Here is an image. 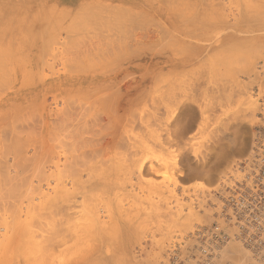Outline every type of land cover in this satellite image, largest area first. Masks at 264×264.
Segmentation results:
<instances>
[{
	"label": "rangeland",
	"instance_id": "rangeland-1",
	"mask_svg": "<svg viewBox=\"0 0 264 264\" xmlns=\"http://www.w3.org/2000/svg\"><path fill=\"white\" fill-rule=\"evenodd\" d=\"M257 90L264 0H0V264H170L216 220Z\"/></svg>",
	"mask_w": 264,
	"mask_h": 264
},
{
	"label": "built area",
	"instance_id": "built-area-1",
	"mask_svg": "<svg viewBox=\"0 0 264 264\" xmlns=\"http://www.w3.org/2000/svg\"><path fill=\"white\" fill-rule=\"evenodd\" d=\"M254 95L259 104V125L248 155L237 159L213 192L220 212L209 227L198 228L182 245L173 244L168 253L170 264H222L220 253L230 235L264 264V91L257 90ZM188 241L193 247H188V255L181 259Z\"/></svg>",
	"mask_w": 264,
	"mask_h": 264
},
{
	"label": "bare ground",
	"instance_id": "bare-ground-1",
	"mask_svg": "<svg viewBox=\"0 0 264 264\" xmlns=\"http://www.w3.org/2000/svg\"><path fill=\"white\" fill-rule=\"evenodd\" d=\"M99 1H101V0H99ZM104 1V0H103ZM114 2H116V1H114ZM135 3V2H134ZM137 4V3H136ZM252 145V144H251ZM251 148V147H250ZM189 240H191V239H189ZM191 242V241H190ZM195 242V241H194ZM192 243V242H191ZM191 247H193V245L191 246ZM223 251V250H222Z\"/></svg>",
	"mask_w": 264,
	"mask_h": 264
}]
</instances>
